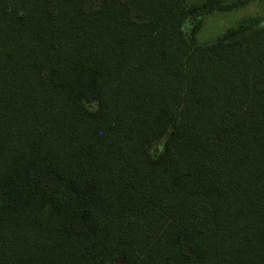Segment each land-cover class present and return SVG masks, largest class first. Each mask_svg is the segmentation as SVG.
<instances>
[{"label":"trees","instance_id":"16d2710c","mask_svg":"<svg viewBox=\"0 0 264 264\" xmlns=\"http://www.w3.org/2000/svg\"><path fill=\"white\" fill-rule=\"evenodd\" d=\"M249 1L0 0V264H264Z\"/></svg>","mask_w":264,"mask_h":264},{"label":"rangeland","instance_id":"374dc122","mask_svg":"<svg viewBox=\"0 0 264 264\" xmlns=\"http://www.w3.org/2000/svg\"><path fill=\"white\" fill-rule=\"evenodd\" d=\"M202 0H189V4ZM244 0H225L227 3L242 2ZM264 20V0H250L227 12H214L204 17V23L198 34L199 44H210L216 41L228 28L245 24L255 27L258 21Z\"/></svg>","mask_w":264,"mask_h":264}]
</instances>
